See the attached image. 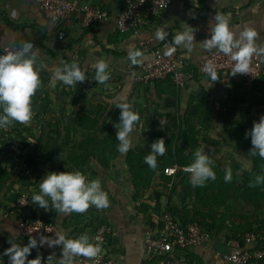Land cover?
<instances>
[{
	"label": "crops",
	"instance_id": "obj_1",
	"mask_svg": "<svg viewBox=\"0 0 264 264\" xmlns=\"http://www.w3.org/2000/svg\"><path fill=\"white\" fill-rule=\"evenodd\" d=\"M89 2L108 9L113 17L82 28L77 15L56 23L33 0H0V48L31 41L36 48V67L41 80L32 98V120L26 125L13 123L6 131L0 130L2 252L11 247L10 240L21 245L28 243L29 238L19 228L22 217L42 214L55 225L54 231L44 236L55 239V232L59 231L68 238L87 234L93 239L97 228L108 223L113 227L105 245L109 257L123 264H160L157 259L148 258L145 232L151 225L160 226L159 220L170 199L176 214L185 217L174 202L181 197L175 191H167L161 186L160 178L155 177L152 185L162 194L163 212L153 209L154 204L144 211L142 202L134 197L127 155L129 151L149 154L152 143L160 138L183 140L187 134L195 135V131H208V125L214 129L217 125L219 130L221 125L239 123L243 130L236 129L229 138L233 141L238 134L244 135L252 127L248 125H254L264 115V55L260 54L263 74L252 89L229 75L217 77L216 82L201 75L199 64L209 51L198 44L192 52L177 47L171 55L185 69L197 71L195 79L183 87L171 79L140 84L135 80L136 74L141 64L152 57L154 48L159 47L165 53V44L171 43L174 35L187 24L195 29L196 42L208 38L216 12L230 15L234 31L238 32L243 25L255 29L256 43L264 47V0H170L169 7L160 15L143 18L139 35L122 33L117 28L116 17L124 8L125 0ZM157 28L169 32L167 41L155 39ZM61 31L65 32L64 38L59 37ZM142 40H150L147 47L140 44ZM135 49L141 50L144 56L141 64L133 66L127 55ZM99 59L106 60L110 66L108 87L92 80L94 65ZM73 62L80 65L88 79L75 86L59 81L53 85L54 70ZM117 100L129 103L140 116L130 134L132 146L125 154L117 151L116 125L121 113L115 107ZM235 144L242 149L240 142ZM181 146L186 150L191 148L186 143ZM76 170L89 180H101L102 188L109 194L107 209L90 207L84 214L63 215L32 203L31 197L39 191L40 180L47 173ZM186 182L178 185V192ZM23 192L29 193V205L19 209L16 203ZM237 224L249 228L246 232L250 229L264 232V205L245 207ZM238 234L241 233L213 232L208 244L177 253L176 263L231 264L224 255L231 250L229 238ZM51 255L55 256L48 261ZM38 257L41 264H56L62 258V246L38 245L28 260ZM75 264L92 263L78 257Z\"/></svg>",
	"mask_w": 264,
	"mask_h": 264
},
{
	"label": "clouds",
	"instance_id": "obj_2",
	"mask_svg": "<svg viewBox=\"0 0 264 264\" xmlns=\"http://www.w3.org/2000/svg\"><path fill=\"white\" fill-rule=\"evenodd\" d=\"M214 23L210 25V36L202 42H196L195 29L187 24L182 31L176 33L171 43L165 44V54L172 55L177 47H183L192 52L198 44L205 51L217 50L234 62L231 75L250 72V61L254 54L264 55V47L256 43L257 31L248 25H243L240 30L234 31L230 23V15L216 12ZM169 32L164 28H157L155 39L167 41ZM34 44L21 42L18 50L8 54H0V130L6 131L13 123L28 124L33 118L32 98L41 86L39 68L36 67V51ZM144 53L139 50H129L127 59L131 65L136 66L143 62ZM95 75L92 80L98 85H105L110 80L109 64L104 59H99L95 65ZM207 77L216 82V66L209 61L205 67ZM88 79V76L79 64L73 62L64 64L54 70L52 82H62L66 86H75ZM115 107L121 110L120 122L116 125V140L119 141L117 151L127 153L132 141L130 134L140 120L137 112L132 110L127 102L114 101ZM245 137L251 138L252 149L249 154L264 159V115L253 127L245 133ZM167 151L163 138L151 145V151L144 157V163L149 168H157V158L164 156ZM190 173V183L193 188L205 187L208 181H215L217 176L214 170L213 160L205 154L203 149L197 148L193 153V160L187 166ZM225 183L233 180L231 168L226 169L223 177ZM264 185V173L257 174L254 180L249 182V187ZM32 203L46 211L54 210L57 214L68 215L71 213L84 214L90 207L97 210L107 209L110 206L109 194L102 188L100 179H91L80 172H49L39 183V191L31 197ZM56 238L42 235L38 240L31 237L26 245L9 243L11 247L4 252L8 256L10 264H41V259L28 260L32 249L47 244L49 247L62 246V258L56 264H75L78 257L93 259L101 252L99 244L87 234H81L77 238H68L66 233L55 232ZM53 256L48 257V261Z\"/></svg>",
	"mask_w": 264,
	"mask_h": 264
},
{
	"label": "built area",
	"instance_id": "obj_3",
	"mask_svg": "<svg viewBox=\"0 0 264 264\" xmlns=\"http://www.w3.org/2000/svg\"><path fill=\"white\" fill-rule=\"evenodd\" d=\"M37 2L44 14L53 22H62L73 15L80 19L82 28H89L100 21L110 20L113 15L100 5L93 4L89 0H33ZM170 5V0H125V6L116 17L117 28L122 33H133L139 35L141 22L144 17H155L165 11ZM65 32L61 31L60 38H64ZM150 40H142L141 45L147 47ZM18 50L14 44L0 48V54H8L10 51ZM211 61L217 70V77L229 75L245 87L252 89L263 74L261 55L254 54L250 61V72L245 74L231 75L234 62L230 57L211 50L205 54L200 61L198 72L207 76L204 71L205 65ZM193 69H185L173 57L166 55L164 51L156 47L153 49L152 57L145 60L136 74L137 83H154L157 80L171 79L178 87H183L196 77ZM2 142L0 140V146ZM189 164H173L165 167L164 173L170 177L166 184L170 191L179 177L181 171H186ZM29 205V193L23 192L18 198L16 208L22 209ZM167 207V206H166ZM10 210L8 214L12 213ZM160 226H149L145 232L144 243L150 261L158 260L160 264H177L176 255L190 248L208 244L212 239V233L196 221L182 222L179 215L165 208L161 218ZM19 228L21 234L26 238H40L42 235L54 231L55 225L42 214L27 215L20 219ZM113 233V227L108 223H102L96 230L93 242L101 247L100 254L87 260L92 264H123L108 256L106 252V241ZM2 229L0 227V264H10L8 256L2 252ZM231 250L224 255L231 264H264V232L251 230L243 234L231 236L228 240Z\"/></svg>",
	"mask_w": 264,
	"mask_h": 264
},
{
	"label": "rangeland",
	"instance_id": "obj_4",
	"mask_svg": "<svg viewBox=\"0 0 264 264\" xmlns=\"http://www.w3.org/2000/svg\"><path fill=\"white\" fill-rule=\"evenodd\" d=\"M221 126L219 130H216V128H218L217 125H215V129L213 125H208V131H195V135L187 134L186 139L175 141L176 144L180 146L184 143L191 146V148L185 151L187 156L186 164L192 162L193 153L197 148L203 149L205 154L214 162V170L217 176L216 180L222 179L228 168L232 169L234 176L249 172L255 166V159L249 154L250 149L253 147L251 138H246L244 133L241 137L238 134L237 138L233 141L229 138L236 133V129L238 132L242 131V125L233 123ZM248 126L253 127V125ZM198 133L199 136L196 137ZM239 142L242 144V149H240L239 145L237 146L235 144ZM157 175L156 179L161 176L160 173ZM190 175L191 174H188L186 186L179 187L180 192H178V186L176 190H174L177 192L176 195L181 197V199H174L175 205L185 214L186 218H197L208 224H214V232L229 231V233L233 234L244 233L249 229L247 227L238 226L237 224L240 216L244 213L245 207H255L249 199L243 198L242 190L238 191L235 190V187L229 188V186H227L225 189L227 192H219L218 189L212 188L210 186L211 184L208 182L205 187L193 188L190 183ZM160 183L162 186V181ZM227 185H230V183ZM235 185L240 188L242 184L237 181ZM169 201V205L171 206V199ZM262 205H264V202L260 206ZM261 213L263 212L261 211Z\"/></svg>",
	"mask_w": 264,
	"mask_h": 264
},
{
	"label": "trees",
	"instance_id": "obj_5",
	"mask_svg": "<svg viewBox=\"0 0 264 264\" xmlns=\"http://www.w3.org/2000/svg\"><path fill=\"white\" fill-rule=\"evenodd\" d=\"M91 126L92 125H90L89 127ZM186 138L187 136H185L183 139ZM165 143H166L167 151L164 156L157 158V168L155 170L149 168L148 165L144 163V157L148 154L145 153L135 154L133 153V151H129L127 155V163L129 164V174L133 179V184L135 186L134 197L135 199H139L142 202V208L144 211H148V209L152 208V204H154L153 209L157 210L160 213L163 212L162 202H161L162 194L160 191L153 188L152 185L155 177L158 176L157 174L158 173L161 174L159 178L160 181H162L163 183L162 186L164 188H168L166 184L171 179L164 173L165 167L173 164L186 165L187 163L185 147L177 145L174 139L166 138ZM254 159H255L254 161L255 166L252 168V170L244 174L234 175L233 180L230 182V185H227L228 183H225L223 178L215 181L210 180L208 181V183L211 184L210 186L212 188L218 189L219 192L220 191L227 192L225 191L227 186H229V188L235 187V190L238 191L242 190L243 198L249 199L253 203V205H255V207H260V205L264 201V185H260L258 187H249V182L251 180H254L257 174L264 173V159L259 158V156H255ZM188 174L190 173L185 171H181L179 173L180 181H177V183L175 182L174 187L170 190V193L176 190L177 186L180 185V183L187 181ZM237 181L241 182L242 184L240 188L236 187L235 185ZM166 208L175 212L174 208H172L170 205H167ZM180 217L182 222L184 223L188 221H196L200 223L210 233L214 232L213 231V229L215 228L214 224H208L197 218L189 219L188 217L186 218V216L184 217L182 215Z\"/></svg>",
	"mask_w": 264,
	"mask_h": 264
}]
</instances>
